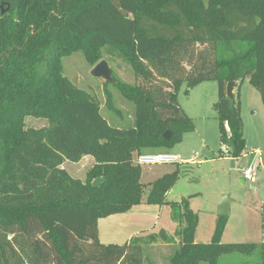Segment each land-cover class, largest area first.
Here are the masks:
<instances>
[{
  "label": "trees",
  "instance_id": "obj_1",
  "mask_svg": "<svg viewBox=\"0 0 264 264\" xmlns=\"http://www.w3.org/2000/svg\"><path fill=\"white\" fill-rule=\"evenodd\" d=\"M3 12V14H2ZM82 52L94 65L126 63L137 80L112 72V84L134 106L129 128L110 126L98 100L62 74L61 59ZM247 79L264 104V0H0V258L17 251L7 235L29 241L30 264H143L144 247L178 239L168 264H217L250 255L257 244H222L226 216L208 244L195 243L198 217L188 199L166 200L184 164L149 184L146 204L171 209L178 223L122 245L103 244L97 223L141 204V167L132 154L171 149L194 125L177 102L205 81L217 82L220 141L233 158L245 150L239 88ZM235 82L234 99L226 87ZM107 107L115 111L111 98ZM27 117L47 125L27 127ZM171 133L168 141L163 134ZM141 154V153H138ZM91 156L84 180L61 165ZM103 179L98 187L92 183ZM264 237V202L260 207ZM8 252V253H7ZM148 264H154L148 259ZM260 264H264V260Z\"/></svg>",
  "mask_w": 264,
  "mask_h": 264
},
{
  "label": "rangeland",
  "instance_id": "obj_2",
  "mask_svg": "<svg viewBox=\"0 0 264 264\" xmlns=\"http://www.w3.org/2000/svg\"><path fill=\"white\" fill-rule=\"evenodd\" d=\"M107 60L110 70L117 79L129 85L137 82L130 66L122 60L116 57H108ZM98 63L89 65L82 52H77L61 59L62 74L77 88L98 100L100 114L110 126L119 129L132 127L133 104L126 101L112 84L106 85L102 79L90 74ZM186 90V85L183 84L177 93V102L192 120L194 129L186 132L182 141L171 149H143L140 152H134L132 158L135 160L138 153L167 152L180 155L186 162L190 161L188 165L184 164L187 166L186 175L180 174L177 182L167 192L166 200L179 202L182 199H188L190 210L198 217L194 242L210 243L217 226V207L221 199L227 197V222L221 232L220 242L222 244H257L258 249L250 255L221 256L217 264H260L264 260V237L260 226V207L264 202V104L261 95L248 83L247 79L240 85L239 101L245 150L241 157L233 158L227 147L220 141L214 110V104L217 101V82L205 81L188 90L187 93ZM237 91L238 88H235L234 94ZM106 93L110 96L115 111L108 109ZM25 124L27 127L40 128L46 126L47 121L27 117ZM93 163L94 159L91 156H84L76 163L65 161L61 168L65 169L71 177L84 180L86 172ZM173 167V165L142 166L141 182L144 189L141 204L134 206L126 213L130 217L127 228L125 223L122 224L123 226L106 223L107 234H105L101 222V238L104 233L109 237L107 242L122 245L126 239L121 235L120 229L127 232L136 230L145 231L146 234L148 232L141 238L151 234L157 235L162 229L169 237H173L178 223L171 218L170 206L146 204L149 184ZM248 169L252 172L251 180H245L243 176L244 171ZM113 217L124 216L118 214ZM106 219L113 218L107 217L103 221H107ZM7 240L12 241L17 251L15 257L7 254L8 264H30L29 241L19 234L16 235L15 240L12 234H8ZM177 242L176 238L171 244H166L159 239L156 243L144 247L143 264H148V259L154 264H168V256L172 254V249ZM0 264H4L1 258Z\"/></svg>",
  "mask_w": 264,
  "mask_h": 264
},
{
  "label": "water",
  "instance_id": "obj_3",
  "mask_svg": "<svg viewBox=\"0 0 264 264\" xmlns=\"http://www.w3.org/2000/svg\"><path fill=\"white\" fill-rule=\"evenodd\" d=\"M3 14V12H2ZM90 74L95 78H100L103 80V82H109L111 81V75L112 71L110 70L108 63L104 60H101L90 72ZM236 84L235 82H230L227 84L226 87V96L227 98L232 101L234 99L233 97V89L235 88ZM171 133L169 131L165 132L163 134V139L165 141H168L170 138ZM103 182V179H96L93 181L92 186L98 187ZM227 208H228V198L223 197L221 199V202L219 203L217 207V214L219 216H226L227 215Z\"/></svg>",
  "mask_w": 264,
  "mask_h": 264
},
{
  "label": "built area",
  "instance_id": "obj_4",
  "mask_svg": "<svg viewBox=\"0 0 264 264\" xmlns=\"http://www.w3.org/2000/svg\"><path fill=\"white\" fill-rule=\"evenodd\" d=\"M134 164L142 166H158V165H181L187 162L182 159L180 155L171 154L167 152L137 154ZM245 180H251L252 172L248 169L243 173Z\"/></svg>",
  "mask_w": 264,
  "mask_h": 264
},
{
  "label": "crops",
  "instance_id": "obj_5",
  "mask_svg": "<svg viewBox=\"0 0 264 264\" xmlns=\"http://www.w3.org/2000/svg\"><path fill=\"white\" fill-rule=\"evenodd\" d=\"M235 93V88L233 89V94ZM158 150V149H157ZM155 153H157V152H155ZM189 162L190 161H188L186 164L188 165L189 164ZM94 164V163H93ZM63 165V164H62ZM62 165H61V167H62ZM161 176V175H160ZM159 177V176H158ZM157 177V178H158ZM241 182H243V181H241ZM121 216H124V217H113V216H110V217H108V218H113V219H111V220H107V221H103L104 219H100L99 221H98V223H97V229H98V238H99V241L101 242V243H103V244H110L109 242H107L108 240H109V237L107 236V235H105V234H107V231H106V229H107V224L106 223H109L110 225H111V223H116V224H118L119 226H123L122 224L123 223H125V225H126V228H127V223H128V221L130 220V217H128L127 215H126V213L125 214H120ZM102 222V224H103V227H104V229H105V234L103 233L102 234V238H101V223ZM139 222H140V219H139ZM141 231V230H140ZM139 230H136V231H131V232H127V230H124V229H120V233H121V235L123 236V237H125V242H127V241H129V240H131V239H133V238H137V237H141L142 235H147L148 234V232H147V234L146 233H144L145 231H143V232H140ZM127 233V234H126ZM144 233V234H143ZM126 235V236H125ZM139 235V236H138ZM127 237V238H126ZM103 239H106L105 241H103ZM124 242V243H125ZM111 244H114V243H111ZM117 245H121V244H118V243H116Z\"/></svg>",
  "mask_w": 264,
  "mask_h": 264
}]
</instances>
